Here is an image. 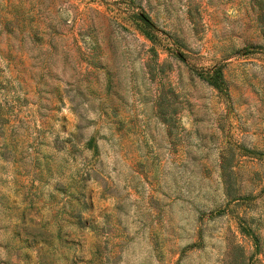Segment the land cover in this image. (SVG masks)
<instances>
[{
    "label": "rangeland",
    "instance_id": "1",
    "mask_svg": "<svg viewBox=\"0 0 264 264\" xmlns=\"http://www.w3.org/2000/svg\"><path fill=\"white\" fill-rule=\"evenodd\" d=\"M0 264H264V0H0Z\"/></svg>",
    "mask_w": 264,
    "mask_h": 264
},
{
    "label": "trees",
    "instance_id": "2",
    "mask_svg": "<svg viewBox=\"0 0 264 264\" xmlns=\"http://www.w3.org/2000/svg\"><path fill=\"white\" fill-rule=\"evenodd\" d=\"M211 76L213 79L211 80V83H213V85L218 86L219 84L222 85L224 83L222 76H221L220 68H216L215 70H213V72L211 73Z\"/></svg>",
    "mask_w": 264,
    "mask_h": 264
}]
</instances>
